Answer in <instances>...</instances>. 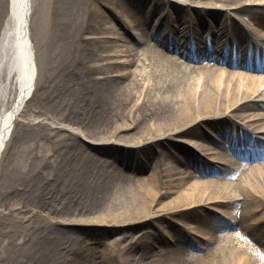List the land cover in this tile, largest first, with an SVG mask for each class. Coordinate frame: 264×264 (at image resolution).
<instances>
[{
    "label": "bare ground",
    "instance_id": "1",
    "mask_svg": "<svg viewBox=\"0 0 264 264\" xmlns=\"http://www.w3.org/2000/svg\"><path fill=\"white\" fill-rule=\"evenodd\" d=\"M10 12L0 264H264V0Z\"/></svg>",
    "mask_w": 264,
    "mask_h": 264
},
{
    "label": "rangeland",
    "instance_id": "2",
    "mask_svg": "<svg viewBox=\"0 0 264 264\" xmlns=\"http://www.w3.org/2000/svg\"><path fill=\"white\" fill-rule=\"evenodd\" d=\"M9 9H10V0H5V2H4V15H5L6 21L3 22L2 27L0 28V32H1L4 24L6 22H8L7 19H9L8 18L9 17ZM37 9H38V0H30L31 23H32V20H33V15H34V13L36 14V10ZM31 23H30V33L32 32V25H31ZM133 45L136 46V44H133ZM210 62H213V61H210ZM4 71H5V68L4 69L2 68L1 71H0V73L2 74ZM31 94H32V92L30 93L29 96H31ZM152 227H154V225L153 226H148V225H146V226H138L137 228H135V229H133L131 231L129 230V232L135 234V233H139L140 231L146 230V228L151 229ZM155 229H156V226H155ZM157 230H158V228H157ZM163 235H164V232H163ZM189 236L192 237L193 240H197L198 239L196 237V235H194V234H190L189 233Z\"/></svg>",
    "mask_w": 264,
    "mask_h": 264
}]
</instances>
